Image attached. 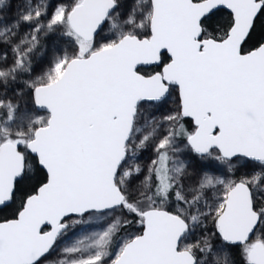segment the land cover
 Instances as JSON below:
<instances>
[{
	"label": "snow or ice",
	"instance_id": "snow-or-ice-1",
	"mask_svg": "<svg viewBox=\"0 0 264 264\" xmlns=\"http://www.w3.org/2000/svg\"><path fill=\"white\" fill-rule=\"evenodd\" d=\"M22 4L0 15V83L51 48L26 93L0 99V264H264V0ZM241 162L261 171L223 178Z\"/></svg>",
	"mask_w": 264,
	"mask_h": 264
},
{
	"label": "rangeland",
	"instance_id": "rangeland-1",
	"mask_svg": "<svg viewBox=\"0 0 264 264\" xmlns=\"http://www.w3.org/2000/svg\"><path fill=\"white\" fill-rule=\"evenodd\" d=\"M57 3H71L72 0H55ZM19 11H23V4L22 0H12V6L11 10L6 9L3 13H0V15L4 16V23H7L8 20L12 18V16ZM28 29L26 27L21 28V33L27 31ZM106 34V33H105ZM42 47L39 48L33 55H32V68L34 69L33 72L30 74L23 73L25 75V78L23 77V74L18 75L17 80L15 82H9L7 85H4L3 83H0V99L4 100H11L13 102H17L19 99V95L21 91H24L26 93L27 89L24 87L25 81H30L31 79H34L36 76L42 75L43 71L47 70L48 65L46 63H43L44 55L46 54L47 58H50V52L46 53V49L51 48V41L49 38H42L41 39ZM61 47L67 51L71 52L74 48V45H70L67 43H64L61 45ZM5 50V46H0V51ZM13 61V55L11 51L7 52V61H0V68L2 67H8L11 66ZM178 100V94L173 95V97L170 99L169 104L167 105L168 109H175L176 103L175 101ZM21 105L23 106V101H20ZM40 115H46L44 113H40ZM183 147V145H180ZM150 158H154L153 153L151 151V148L149 147L143 152V159L139 160L138 163H140L142 166L149 163ZM183 158V157H182ZM207 164V160L204 162ZM242 162L240 164H235L231 171L228 173L226 179H239L242 176L249 175L252 172H259L261 169L259 167L256 168H246L241 166ZM214 166L211 164H208L205 171L209 175H220L219 173L213 172L211 169ZM190 175L195 179L197 177V173H200V175H203V172L200 171L199 164H196L193 162V167L189 169ZM186 183H191V181H187ZM211 196V193L209 194ZM100 224L99 221L90 220L87 224L84 225H76L74 227H70L68 232L65 234L63 238L60 240L59 247L62 248L65 245L71 244L75 242L77 239H81L87 235H90L91 233L98 231L99 228L97 225ZM139 231L138 227L134 228L133 230L129 232L122 231L120 233V236L117 237V240H120L121 238H126L127 234L130 233H137ZM258 235V234H257ZM256 237L254 236L253 239ZM117 250V246L114 243L113 245V251ZM59 251V248L58 250ZM56 258V257H53Z\"/></svg>",
	"mask_w": 264,
	"mask_h": 264
},
{
	"label": "trees",
	"instance_id": "trees-1",
	"mask_svg": "<svg viewBox=\"0 0 264 264\" xmlns=\"http://www.w3.org/2000/svg\"><path fill=\"white\" fill-rule=\"evenodd\" d=\"M228 19V13L226 11H222L220 13H218L215 17H214V27H217L219 28L224 22H226ZM246 48L250 47V45H245ZM23 77L25 78V75L23 74ZM185 125L186 127L189 128V130H191V123L190 121H185ZM35 181H30L29 182V185L31 183H34ZM19 203H20V200L17 199V201L15 202V204L12 206V208H16L19 206ZM11 209L9 210H4V211H0V218H4V217H8V218H11ZM207 223V226L209 228H211V223L210 222H206ZM137 226H132V227H129V228H126L124 231L126 232H129L131 230H133L134 228H136ZM257 234L259 235L260 234V230H257ZM233 258L236 260V264H241V260L242 258L239 256V253H234L233 254Z\"/></svg>",
	"mask_w": 264,
	"mask_h": 264
},
{
	"label": "flooded vegetation",
	"instance_id": "flooded-vegetation-1",
	"mask_svg": "<svg viewBox=\"0 0 264 264\" xmlns=\"http://www.w3.org/2000/svg\"><path fill=\"white\" fill-rule=\"evenodd\" d=\"M148 71H151L152 69L150 68V69H147ZM158 70V69H157ZM254 238V237H253Z\"/></svg>",
	"mask_w": 264,
	"mask_h": 264
},
{
	"label": "water",
	"instance_id": "water-1",
	"mask_svg": "<svg viewBox=\"0 0 264 264\" xmlns=\"http://www.w3.org/2000/svg\"><path fill=\"white\" fill-rule=\"evenodd\" d=\"M224 11H226V12H227V10H224ZM227 13H228V12H227ZM148 69H150V68H148ZM44 114H46V113H44ZM253 237H254V236H253ZM253 237H252V238H253Z\"/></svg>",
	"mask_w": 264,
	"mask_h": 264
}]
</instances>
